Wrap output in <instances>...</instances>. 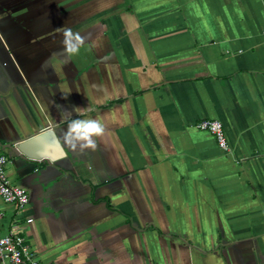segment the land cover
I'll list each match as a JSON object with an SVG mask.
<instances>
[{"label": "crops", "instance_id": "0c3cea01", "mask_svg": "<svg viewBox=\"0 0 264 264\" xmlns=\"http://www.w3.org/2000/svg\"><path fill=\"white\" fill-rule=\"evenodd\" d=\"M0 155L41 262L264 264V0H0Z\"/></svg>", "mask_w": 264, "mask_h": 264}, {"label": "built area", "instance_id": "2783aa9c", "mask_svg": "<svg viewBox=\"0 0 264 264\" xmlns=\"http://www.w3.org/2000/svg\"><path fill=\"white\" fill-rule=\"evenodd\" d=\"M195 127L198 130L211 134L221 151L229 153L231 151L228 144L223 123L219 120L202 119ZM11 160L6 155H0V198L6 205H11L18 210H22L30 203V195L24 187L13 184L7 167ZM3 211L0 206V219ZM33 220H29L32 222ZM0 264H50L41 262L27 244L26 238L19 233H8L0 236Z\"/></svg>", "mask_w": 264, "mask_h": 264}, {"label": "clouds", "instance_id": "9594fccd", "mask_svg": "<svg viewBox=\"0 0 264 264\" xmlns=\"http://www.w3.org/2000/svg\"><path fill=\"white\" fill-rule=\"evenodd\" d=\"M78 50L77 47L70 49L73 54H76ZM54 59L55 57L50 59L53 67H55ZM66 62V60H61V63ZM86 110L80 106H73L72 109L63 111L62 118L67 121L64 139L74 150L94 151L97 148V138L102 137L105 133V126L102 121L96 118H85L82 115H73V113L79 114Z\"/></svg>", "mask_w": 264, "mask_h": 264}]
</instances>
